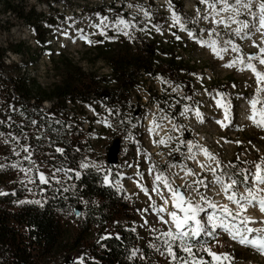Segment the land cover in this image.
Listing matches in <instances>:
<instances>
[{"label":"rangeland","instance_id":"obj_1","mask_svg":"<svg viewBox=\"0 0 264 264\" xmlns=\"http://www.w3.org/2000/svg\"><path fill=\"white\" fill-rule=\"evenodd\" d=\"M9 1L15 5L19 4L20 7L24 8L34 7L38 13L44 14L47 18L52 17L53 25H48L45 22L46 20L41 21L47 27V37L50 40L52 50L57 52L56 54H58V51L64 52L65 55L74 61V64L83 68V71L87 74L93 73L97 77L96 79L111 74L110 67L104 61H98L94 65L87 61L89 57L87 58L86 52L90 46L98 42L99 37L108 35L114 36L116 39L120 37L136 38L139 43L157 39L167 44L171 40L174 44H177V61L190 62L193 65L196 64L198 67V73L190 77L192 79L191 88L195 94L197 106L184 105L181 110V113L184 114L179 113L177 115V123H185L187 125L185 126L187 137L192 136L198 140L199 135L205 134L203 135L204 137L209 140L211 139L212 141L208 147L209 152L213 155L215 154L216 160L218 158L222 160L220 163L225 166V169L231 168L232 163H239L238 159H240L243 160L240 161L242 162V168L244 170L247 169L250 173L254 170V162L264 160V128L257 127L260 131L255 132V136L250 131H244L253 124L248 117L250 115L249 99L253 96L256 89L254 75L250 71L242 72L236 68L224 66L237 55L236 53H232L231 51L222 53L224 59H219L213 54L211 48L202 46L200 43V41L210 42L212 40L223 41L231 39L240 46L243 53H256L258 49L253 46V41L261 44L264 36L256 32L254 28L250 31V39H242L240 36H236L233 33V29L238 27V25L233 24L231 28H225L223 25H215L210 20H205L204 16L207 14L205 5L201 4L199 0H171L170 4L169 0H67L63 4L58 3L54 6V8L59 10L60 14L58 12L53 14L52 10L45 3H40L38 0ZM110 4H115L116 6H119V4L124 5L125 10L129 13V20L127 21L131 25L130 27L127 29H124L123 25L117 27V21L120 19L116 21L106 20L100 28L95 27V25L100 24L103 17H101L100 13L91 10L99 8L102 5L110 6ZM180 6L182 7V12H180ZM197 9H199V13ZM5 10L3 0H0L1 41L4 43H23L31 47L30 54L25 53L19 56L13 54V57L10 58L11 61L13 60V64L25 69V71L23 70V74L26 72L27 76L36 79L42 86H50L56 82L59 83L61 81L59 70L54 69L50 53L38 52L39 48L36 45L34 33L29 28L28 23L19 20L14 14L10 15L6 13ZM173 11L181 17L187 29L196 33L197 39L190 37L187 31H181L179 27L172 26ZM145 12L148 15H145ZM225 15L228 14L225 13ZM239 19H249V22L253 23L247 14L241 15ZM212 28L216 29V33H219V36L211 33L210 30ZM102 32L106 33V35H103ZM82 36H87L92 43H87L82 39ZM176 36H179L180 39H176ZM261 46H264V44ZM254 63H257L260 71H264V66L259 65L258 62ZM141 80L142 84L133 92L134 100H136L135 103H141L142 107V105L146 104L145 100H148L149 102L151 101V105L149 108H144V113L138 124L134 123L128 135H126L125 131L119 129L109 118L112 113L111 110L101 106L98 117L104 120L105 129L96 128L95 138H99L98 146L101 151L107 154L109 148L114 143L113 141L123 135L124 140H122L120 164L114 170L115 174L113 178L115 177V186L121 192H126L128 197L125 198L129 200L132 208L134 207L136 219L133 216L134 221L130 224V227L140 237L134 254L135 257L143 258V248L148 247L157 254L156 258L160 264H170V258L164 252L163 242L159 237L161 232L165 231V228L167 230L170 228L171 224L165 225L159 222L155 208L163 204V198L152 191L156 186L155 175L159 172L167 174V170L165 166H161L159 162L153 160V157L149 154V147H145V145H151L152 135L160 132L161 129L167 130L171 138L173 136L177 138L178 135L174 133H179V130H173V126L171 125L162 126V122L159 120L162 118L164 121L165 117L170 115L169 111L171 107L179 103L180 97L184 95L182 92L183 86L173 87L167 79H163L161 76L154 78L144 76ZM219 91H226V98ZM154 95L162 97L159 117V102L153 98L155 97ZM217 100H220L229 110L227 120L225 119V107L218 106ZM186 102L189 103L187 100ZM45 105H47V111L51 108L52 104L46 102ZM185 109H187L186 112ZM197 110L202 115V120L196 115ZM72 111L78 112L77 123L84 133L80 137V142L83 145V154L80 157L79 163L80 169L94 168L105 173L107 170L106 166L108 165L107 157L104 160V171L99 169V160H91L90 166L88 165L87 141L89 131L84 126L87 125L90 130V125H94L95 119L91 118V116L97 115L94 112V107L88 108L87 113L83 111L81 105H76L73 108H69V112L72 113ZM147 120L150 121L151 127L146 126ZM217 121H224L227 127H222ZM123 126L124 128L128 127L126 122L123 123ZM5 140L8 142L5 143ZM170 143L164 144L165 148L172 147ZM21 147L8 139L0 138V175L2 177L1 181L4 183L3 188L7 186L18 187L25 200L41 202L43 200L42 189L37 180L39 168L55 184L64 186V188L72 186V176L63 173V170H60L59 167L51 166L48 163L38 165L32 157L30 161L24 159L28 153L21 151ZM171 151L174 152V149H167L168 157L170 155V157H175L171 154ZM116 152L117 149L114 148L112 151L113 160L116 159ZM16 153H19V155ZM191 161L193 164L196 163V168H201L200 164L205 162V160H195L194 162L192 159ZM142 164L144 169H142ZM203 164L206 165L204 168L206 169L212 165V160L208 161L206 157V162ZM82 165L88 166L82 167ZM188 166L191 167L189 168ZM193 167L191 163H188L187 168L182 169L183 171L175 170L177 171V175H182L185 170H192L194 169ZM150 169H152L151 173ZM243 169L242 173L244 177L245 173ZM204 175L208 176V174H200L198 177H204ZM120 178L121 182L118 185L117 180ZM145 179L148 181H145ZM140 182H142L141 186L147 190V195L142 188L139 189L138 185ZM241 188H243L242 183L239 185V189ZM148 196L152 198L157 197L159 203L155 202L151 206H147L149 202ZM166 207L170 208V211L176 210L169 205H166ZM84 214L85 210L83 211L80 207H77L68 216L65 226L72 237L77 236L81 232L79 222L81 219H84ZM163 215H165V219H168L166 214ZM230 243L226 238H223L219 239V242L215 241L210 248L213 252L217 250L218 254L227 253L233 260V264H264V255L258 256L254 254L255 252L253 253V251L246 248H233L229 245Z\"/></svg>","mask_w":264,"mask_h":264},{"label":"trees","instance_id":"obj_2","mask_svg":"<svg viewBox=\"0 0 264 264\" xmlns=\"http://www.w3.org/2000/svg\"><path fill=\"white\" fill-rule=\"evenodd\" d=\"M65 1L38 0L53 14L60 13L52 6ZM3 3L6 13L14 14L32 28L38 52L51 53V62L54 69L59 70L61 81L42 86L23 74L19 65L7 67L4 63L7 50L0 45V121L3 122L0 138L28 147L38 165L48 163L59 167L73 177V184L69 188L59 186L39 168L37 174L43 173L49 183L41 184L37 175L43 196L37 204L25 200L18 187L3 188L0 175V192L7 193L0 195V264H160L157 254L148 247L143 248V258L134 255L139 238L128 224V220L130 224L134 221V207L125 198L124 191L115 187L116 166L108 165L105 173L94 168L80 169L83 154L80 137L84 133L77 123L78 112H69L67 101L75 106L91 103L98 113L101 106L109 108L111 121L128 135L144 112L141 103L133 108L131 102L135 88L142 84L145 75L161 76L173 87L183 86L184 95L173 109L178 115L186 100L192 105L197 103L190 77L198 73V67L177 61V44L171 40L167 44L157 39L139 43L136 38L116 39L106 35L99 37L86 52L89 63L104 61L111 69L110 75L96 79L64 52L56 54L52 50L47 27L41 22L46 20L48 25H53L52 17L47 18L34 7H20L9 0ZM91 11L109 21L129 20V13L122 4L102 5ZM9 50L20 55L31 53V47L23 43L12 44ZM154 96V99H162ZM49 101L53 102L51 108L46 112L41 110ZM125 122L128 127L124 128ZM121 138L123 135L119 136ZM106 176L110 183L105 182ZM77 207L85 210V214L84 219L79 218L81 232L72 237L65 225ZM199 255L210 259L203 252Z\"/></svg>","mask_w":264,"mask_h":264},{"label":"snow or ice","instance_id":"obj_3","mask_svg":"<svg viewBox=\"0 0 264 264\" xmlns=\"http://www.w3.org/2000/svg\"><path fill=\"white\" fill-rule=\"evenodd\" d=\"M199 2L205 5L206 15L205 20H210L211 23L215 25H223L225 28H231L233 24L238 25L233 29V33L236 36H240L242 39H250V31L254 28L256 32H259L264 36V0H199ZM171 0H169V4ZM255 5V7H254ZM131 7V5H129ZM199 13V9H197ZM227 13L228 15H225ZM247 14L253 23L249 22V19H239L241 15ZM145 15H148L145 12ZM173 16V27H179L181 31H187L188 35L193 39H197L196 33L186 28V24L182 22L181 17L177 15L174 11ZM107 17L101 19L100 24L95 25V27L100 28L104 25ZM123 25L124 29H127L131 25L125 19H120L117 21V27ZM106 26V25H105ZM211 33H216V29L212 28ZM106 35V33H103ZM127 34V32H125ZM87 43H92L87 36H82ZM176 39H180L176 36ZM202 46L211 48L213 54L219 59H224L222 53L231 51L237 55L231 59L224 66L229 68H236L238 71H250L255 77L256 89L253 96L249 99L250 105V115L248 119L256 127L264 128V71H260L257 67L259 65L264 66V40L261 44H257L253 41V46L258 49L256 53L245 54L243 53L240 46L234 43L231 39L229 40H212V41H200ZM217 105L220 107H225L220 100H217ZM187 109H185V112ZM182 115L184 113H181ZM196 115L201 118L202 115L197 110ZM228 110L225 109V119H228ZM166 119V117H165ZM0 123H3L0 121ZM35 123V122H33ZM222 127H227L224 121H217ZM159 127V125H157ZM173 130L175 126H173ZM3 134L0 133V136ZM171 139V137H169ZM5 143L8 141L5 140ZM159 144H166L167 141L161 138L159 141H154ZM239 143V142H237ZM189 153L193 152V148H197L203 152L209 160L216 161V157L210 153L207 149L200 148L198 145H192L191 142L187 144ZM21 151L28 153L24 159L31 160V152H29L28 147L22 146ZM57 151H62L57 149ZM19 155V153H16ZM189 159L195 160L196 155L193 153L188 157ZM34 163V162H33ZM219 167V161H216ZM88 165H82V167H87ZM15 167V166H14ZM175 167V165H172ZM200 167L205 168L204 164H200ZM254 170L248 172L243 170L245 175L242 181H237L228 177V182H225L224 175H217V169L208 167V170L215 177L214 183L220 185V190L224 194L225 198L229 200L232 204L236 206V209L230 208L229 205L223 204L218 205L212 200L207 199V197L201 195V200L207 207H203L198 203H194L190 197L185 193L187 190L191 189L199 192L198 186H203L205 189L208 185L204 180H194L191 184H186L185 191H181L179 187H174L173 182L164 172H159L155 175L156 186L152 189L153 192L161 195L163 198V204L155 211L158 214L159 222L168 225L171 224L178 231H173L170 227L167 231L161 232L159 239H162L164 252L170 258V264H231V258L227 253H216L207 247L205 244H201L198 250H194L192 247V241L199 242L202 236H216V230L220 229L226 232L232 240L237 241L239 244L248 246L264 254V227H252L254 224L264 225V220L257 221L251 218L245 213L248 211L249 207H258L261 213H264V160L260 162H254ZM28 171V170H24ZM59 171V169H57ZM150 173L152 169L149 170ZM222 171V170H221ZM185 175L195 176L196 174L191 170L187 169ZM249 178L251 182H249ZM38 180L41 184H48L49 178L43 173H39ZM35 182V181H31ZM105 182L110 183L108 177H105ZM243 184L245 186V191H239V185ZM196 185L197 187H193ZM147 195V190L142 187ZM167 193V196L164 193ZM0 195H7V193L0 192ZM172 201L175 211H168L166 205ZM23 203V201L21 202ZM39 204L40 201H35ZM212 209L213 211L208 213L207 209ZM201 213H206L204 220L200 218ZM219 213V215H218ZM168 219H165V215ZM205 224L208 227H205ZM184 253L183 256H178L176 250ZM159 250V249H158ZM198 252H203L206 256L211 259H205L204 256L198 254Z\"/></svg>","mask_w":264,"mask_h":264},{"label":"built area","instance_id":"obj_4","mask_svg":"<svg viewBox=\"0 0 264 264\" xmlns=\"http://www.w3.org/2000/svg\"><path fill=\"white\" fill-rule=\"evenodd\" d=\"M55 5H53L54 7ZM10 15L12 13H9ZM16 17V16H15ZM12 44H18V43H4L1 41L0 39V45L7 50L6 52V56L4 58V63L7 67H11L13 66L11 63H10V55L12 54H17L18 56L20 54L18 53H14L13 51L11 52L9 50V47L12 45ZM146 77V75H145ZM58 83V82H56ZM138 86L135 88L137 89ZM183 92V90H182ZM220 94H224V98H226L227 96V93L226 91H219ZM158 100L159 102V110L161 108V104H162V99H156ZM136 100H134V96L132 94V102H131V106H133V108L136 107V103H135ZM32 103H35V101H32ZM49 103H53V102H50ZM145 105H142V108L144 110V108H149V106L151 105V101L149 102L148 100H145ZM77 105H81V107L83 108V111L87 112V109L90 108V107H93V105L90 103V104H80L78 103ZM75 105L72 104V102L69 100L67 101V109L69 110V108H73ZM104 107V106H102ZM174 105L171 107L170 109V115L169 116H166V119L163 121L162 118L161 121V125L162 126H166V125H171V126H175V129L177 130H181L182 131V142H180V145H173L172 144V147H167L165 148L164 144H159V143H155L154 141H159V140H155L153 139L154 141H152V144L151 145H145V147H149V154L153 157V160L157 161L160 163L161 166H165L166 167V170H167V176L169 177V179L173 182V186L174 187H179L181 190H184L185 191V185L186 184H190L192 183L194 180H197L198 179V176L200 174H210L211 172L208 170V169H202L200 168V170L197 171V174L195 176H193V181H186V175L183 174V175H177V171L175 170V167H172V165H175L177 163H182V162H185L186 165H188V147H187V144L188 142H191V144L193 145V141H191L190 139L187 138V135L185 133V126H187L185 123H181V124H178L177 123V114L174 113ZM41 110H45L46 112V106L42 107ZM67 113H69L67 111ZM88 113V112H87ZM131 113V112H129ZM161 113V110L158 114V117ZM71 117H73V114H70ZM142 116V115H141ZM91 118L95 119V123L94 125L90 128L89 130V127H87V125H85L84 127H86L87 131H89V138H88V145H87V152H88V165L90 166V161L91 160H99V169H102L104 170V160H105V157L107 156V154H105L103 151H101L100 147L98 146V140L99 138H95V129L96 128H103V123H104V120L102 118H97V115L95 116H91ZM158 119V118H157ZM244 131H250L252 132V134H254L255 136V132L257 131H260L259 128H257L255 125L251 124L249 127L246 128V130ZM263 137H264V133H263ZM167 149H174V155L175 157H168L167 155ZM194 150V148H193ZM209 151V149H208ZM207 160H209L207 158ZM212 168H216L217 171H226V175L228 173H238V177L240 178L241 176V172H242V163L239 162V163H232V167L231 168H228V169H223L221 167H218L217 166V163H215L213 160H212ZM142 169L143 168V164H142ZM230 170V172L227 173V171ZM145 181H148L147 179H145ZM141 183L138 185L139 186V189L142 188L141 186ZM188 197H190V189L186 191L185 193ZM196 200V199H195ZM148 203H147V206H151L153 203L155 202H159L157 197H149L148 196ZM224 204H227L229 205L230 208H233V205L229 203V201H227L225 199V203ZM245 215H253V217H259V221H262L264 220V214L263 213H256L255 211H253V209H248V211L245 213ZM261 224H258V226H260ZM165 228V227H164ZM165 231H167V229L165 228ZM228 240V238H226ZM217 242H219V239H217ZM233 245H234V248H237V244L235 242H232ZM207 247H212L213 245H209V243L206 245ZM199 247H197L196 249L194 250H198ZM179 251V250H178ZM180 252V251H179ZM217 253V250L215 251ZM201 252H198V254H200ZM181 256L185 255L184 253L180 252ZM231 264H233V260L231 259Z\"/></svg>","mask_w":264,"mask_h":264},{"label":"bare ground","instance_id":"obj_5","mask_svg":"<svg viewBox=\"0 0 264 264\" xmlns=\"http://www.w3.org/2000/svg\"><path fill=\"white\" fill-rule=\"evenodd\" d=\"M29 28H31V27H29ZM31 30H32V28H31ZM32 32H33V30H32ZM34 33V32H33ZM13 57V54L12 55H10V58H12ZM13 61V60H12ZM11 61V59H10V63L13 65V62ZM24 71H25V69H23ZM26 73V72H25ZM217 95H219L218 93H217ZM222 99H223V97H222ZM45 106H47V105H45ZM146 126L147 127H151V125H150V121L149 120H147L146 121ZM170 131V130H169ZM185 133H186V130H185ZM175 135H178L177 136V138L175 137V136H173L171 139H169V137H170V133L168 134L167 133V130L166 131H164V130H160V132H158V133H156V134H153L152 135V140L151 141H154L153 139H155V140H160L161 138H163V139H165L167 142H171L170 143V146H172V144L173 145H178V143H180V142H182L183 140H182V131L181 130H179V133H174ZM198 135V134H197ZM203 135H205V134H203ZM203 135H199L198 136V140H196L194 137H187L188 139H190L191 141H193V145H198V146H200V148H203V149H207L208 150V147L210 146V144L209 143H211V139L209 140V139H207L206 137H204ZM176 139V140H175ZM214 141V140H213ZM237 142V141H236ZM213 143V142H212ZM223 144V143H222ZM165 146V145H164ZM166 147V146H165ZM213 147V146H212ZM193 153H195V155H196V159L195 160H205V162H206V156H204V154H203V152L202 151H200L199 149H197V148H195L194 147V150H193V152L192 153H189L188 152V157L190 156V155H192ZM142 154H143V152H142ZM171 154H173L174 155V152H172L171 151ZM170 155V154H169ZM215 155V154H214ZM171 156V155H170ZM169 156V157H170ZM175 156V155H174ZM219 156V155H218ZM217 156V157H218ZM220 157V156H219ZM222 159V158H221ZM242 159H245V158H242ZM195 160H193L194 162H195ZM249 160V159H248ZM209 161V160H208ZM216 161H219V167H221V168H223V169H225L224 167L225 166H223L221 163H220V161H222V160H220L219 158L216 160ZM216 161H214L215 163H216ZM240 161H243V160H240V159H238V162H240ZM205 162H203V163H205ZM225 162V161H224ZM133 163V162H132ZM188 163H191L194 167V169H192V171L195 173V174H197V171L198 170H200V168L198 167V168H196L195 166V164H193V162L191 161V159H189L188 158ZM198 163H199V161H198ZM202 163V164H203ZM231 163V162H230ZM242 163V162H241ZM119 164H120V162H119ZM186 163L185 162H182V163H177L176 165H175V169L176 170H178V171H180V170H182V169H186L187 168V165H185ZM207 164H209V163H207ZM154 166V165H153ZM206 166V165H205ZM189 167V166H188ZM191 167V166H190ZM189 167V168H190ZM211 168H212V165L210 166ZM206 169H208V168H206ZM244 170V169H243ZM247 170V169H246ZM183 171V170H182ZM186 171V170H185ZM183 174H185V172L183 173ZM182 174V175H183ZM217 175H224V178H225V182H228V177H231L232 179H235V180H237V181H242L243 180V173L241 172V176H240V178L238 177V173H231V174H228V175H226V173H225V171H217V173H216ZM126 180V179H125ZM197 180H204V182L208 185V188L207 189H205L203 186H198L199 187V192H197V191H194V190H191L190 189V198L192 199V201L194 202V203H198V204H200L201 206H203V207H207V205H205L204 204V201L203 200H201V195H203V196H205V197H207V199H209V200H212V201H214L215 203H217L218 205H223L224 204V201H225V196H224V194L221 192V190H220V185H218V184H216V183H214V180H215V177L210 173V174H208V176H205L204 175V177L203 176H200V177H198V179ZM251 179L249 178V181H250ZM118 181V185H120V182H121V178L119 179V180H117ZM186 181H193V176L192 175H186ZM115 182V181H114ZM124 183V182H123ZM191 184V183H190ZM116 187V186H115ZM193 187H197L196 185H194ZM118 188V187H117ZM136 188V187H135ZM137 189V188H136ZM141 189V188H140ZM239 191H241V192H243V191H245V189H244V185H243V188H241V189H239ZM123 192V191H122ZM124 193L126 194V192L124 191ZM157 194V193H156ZM164 195L165 196H167V193H166V191H165V193H164ZM127 196V195H126ZM211 196V197H210ZM196 199V200H195ZM227 200V199H226ZM227 201H229V200H227ZM159 203V202H158ZM230 204H232L231 202H230ZM167 205H169L170 207L172 206V208H174L173 207V205H172V201L171 200H169V203L167 204ZM233 205V209H236V206L234 205V204H232ZM157 207H159V206H157ZM168 209V208H167ZM170 209V208H169ZM168 209V210H169ZM175 209V208H174ZM249 209H253V211H255L256 213H260L261 211L259 210V208L258 207H249ZM133 211H134V209H133ZM170 211V210H169ZM213 210L212 209H207V212L208 213H210V212H212ZM264 214V213H263ZM218 215H219V213H218ZM248 216H250L251 218H253L254 220H257V221H259V217H253V215H248ZM134 217H135V215H134ZM205 217H206V213H201L200 214V218L202 219V220H204L205 219ZM258 224L259 223H257V224H254V225H252V227H264V225H260V226H258ZM172 229H173V231H178V230H176L175 228H174V226H170ZM205 227H208V225L207 224H205ZM134 230V229H133ZM135 232V231H134ZM138 234V233H137ZM139 235V234H138ZM223 238H228V242H231L229 245H231V247H233L234 248V245H233V243L232 242H235L236 244H237V247H240V248H243V249H249V250H251V251H253V252H255V253H258L259 255H261V253H259L258 251H256V250H254L253 248H251V247H248V246H244V245H241V244H239L237 241H235V240H232L230 237H229V235L226 233V232H224V231H222V230H220V229H217L216 230V236L215 237H210V236H202L201 237V239L199 240V242H196V241H192V247H193V249H196L197 247H199L201 244H205V242H207V244L209 243V245H212L213 243H215V241H217V239H223ZM206 244V245H207ZM262 255H264V254H262Z\"/></svg>","mask_w":264,"mask_h":264},{"label":"water","instance_id":"obj_6","mask_svg":"<svg viewBox=\"0 0 264 264\" xmlns=\"http://www.w3.org/2000/svg\"><path fill=\"white\" fill-rule=\"evenodd\" d=\"M114 143H113V145L109 148V150H108V155H107V157H108V162H109V164L110 165H117L118 164V162H119V154H120V148H121V141L119 140V139H116V140H114L113 141ZM114 148H116L117 149V152H116V154H115V157H116V159L115 160H113V157H112V151H113V149ZM182 191V190H181ZM183 192V191H182Z\"/></svg>","mask_w":264,"mask_h":264}]
</instances>
